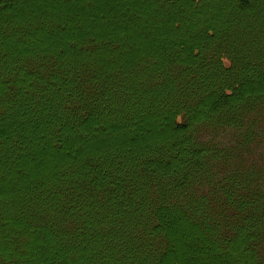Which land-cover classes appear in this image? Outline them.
Wrapping results in <instances>:
<instances>
[{"label":"trees","instance_id":"1","mask_svg":"<svg viewBox=\"0 0 264 264\" xmlns=\"http://www.w3.org/2000/svg\"><path fill=\"white\" fill-rule=\"evenodd\" d=\"M0 264H264V0H0Z\"/></svg>","mask_w":264,"mask_h":264}]
</instances>
